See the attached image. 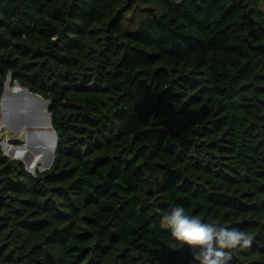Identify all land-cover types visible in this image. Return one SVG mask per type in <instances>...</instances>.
<instances>
[{"label":"trees","instance_id":"obj_1","mask_svg":"<svg viewBox=\"0 0 264 264\" xmlns=\"http://www.w3.org/2000/svg\"><path fill=\"white\" fill-rule=\"evenodd\" d=\"M9 76L59 150L33 177L0 145V264H194L177 205L264 264V0H0Z\"/></svg>","mask_w":264,"mask_h":264},{"label":"clouds","instance_id":"obj_2","mask_svg":"<svg viewBox=\"0 0 264 264\" xmlns=\"http://www.w3.org/2000/svg\"><path fill=\"white\" fill-rule=\"evenodd\" d=\"M163 227L170 229L175 239L189 246L194 264H229L231 252L225 250L246 249L252 245L249 234L204 223L195 216L185 214L180 205L171 209Z\"/></svg>","mask_w":264,"mask_h":264},{"label":"rangeland","instance_id":"obj_3","mask_svg":"<svg viewBox=\"0 0 264 264\" xmlns=\"http://www.w3.org/2000/svg\"><path fill=\"white\" fill-rule=\"evenodd\" d=\"M9 85V91L12 93V95L7 98L9 100L8 108H5V110L3 111L0 108V117L1 113H3V121L6 119L7 122H9L17 129V132L6 129L3 122L2 124H0V145L1 149L4 148L5 151H3V153L5 155H8V146H13L15 148H25V145L30 138H45V135L46 137L50 136L52 138V135H50L51 129H49L47 126L48 117L47 110L44 105L23 93V88L20 89L19 92L14 91L15 83H13L12 81L9 83ZM31 146H33L34 148H28L26 153L22 155L23 159H21L17 153L18 160L24 163L25 170H29V161L33 160L34 163L35 159H37L39 155L44 156V158L48 160V162L51 161L53 157L52 153H50L48 150L43 149L40 145L38 146L31 144ZM9 157L12 160L14 159L12 156ZM47 170L49 169L44 168L42 170H38L36 172V175Z\"/></svg>","mask_w":264,"mask_h":264},{"label":"water","instance_id":"obj_4","mask_svg":"<svg viewBox=\"0 0 264 264\" xmlns=\"http://www.w3.org/2000/svg\"><path fill=\"white\" fill-rule=\"evenodd\" d=\"M12 80H11V77L9 76L8 77V79H7V81H6V83H5V90H4V93H3V96H2V98H1V101L0 102H4V105H5V107H4V110H5V108H8V99L6 100V101H4L5 100V98L6 97H9V96H11L12 95V93L9 91V83L11 82ZM15 87L16 88H18V89H22L20 86H19V84H17V83H15ZM23 93H25L27 96H29L30 98H32V99H34V100H36V101H38L39 103H41V104H43L44 105V107L46 108V110H47V117H48V124H47V126L48 127H50L51 129H52V131H50V134L51 135H53L54 136V141H55V151H54V153H53V157H52V159H51V161H50V163L48 164V166H47V169H50L51 168V166H52V164H53V161H54V159H55V157L58 155V150H59V138H58V135L56 134V132L53 130V128H52V116H51V114L49 113V109H50V107H51V102H49V101H45L44 99H42L40 96H38V95H35V94H33V93H31L28 89H23ZM4 124H5V128L6 129H10L11 131H13V132H17V129L14 127V126H12L9 122H7V120L5 119L4 120ZM31 140V138L29 139V141ZM29 148H34V147H32L31 146V144L29 145ZM2 150V152L3 151H5L4 150V148L3 149H1ZM50 153H52L50 150H48ZM7 158H9L10 159V157L8 156V155H5ZM12 157L14 158L13 160H18V157H17V154H13L12 155ZM19 161V160H18ZM22 163V162H21ZM33 163V160L31 161H29V164L31 165ZM23 165H24V163H22ZM27 171V173L29 174V175H31V176H33V177H37V175H36V172L35 173H31L29 170H26Z\"/></svg>","mask_w":264,"mask_h":264},{"label":"bare ground","instance_id":"obj_5","mask_svg":"<svg viewBox=\"0 0 264 264\" xmlns=\"http://www.w3.org/2000/svg\"><path fill=\"white\" fill-rule=\"evenodd\" d=\"M10 86V85H9ZM14 91H20V89H18V88H14ZM25 95V94H24ZM29 97V96H28ZM7 98L8 97H6L5 98V100L4 101H6L7 100ZM10 99V98H9ZM17 103V102H16ZM4 107H5V105H4V102L2 101V102H0V108H1V110L3 111L4 110ZM23 112H25V111H23ZM3 113H1V117H0V124H2V122L4 123V121H3V115H2ZM27 128V127H26ZM49 129H51L50 127H48ZM50 131H52V129L50 130ZM48 135V134H47ZM51 135V134H50ZM51 137L50 136H47L46 137V135H45V138H39V137H33L30 141L28 140L27 141V144L25 145V148H15V147H13V146H8L7 147V151H8V155L9 156H12L14 153H18V156L21 158V159H23L22 158V155L24 154V153H26V151L28 150V148H29V145L30 144H32V145H40V146H42V148L43 149H45V150H50L51 152H52V156H53V153H54V151H55V141H54V136L52 135V138L50 139ZM33 147V146H32ZM21 151H22V153H21ZM19 158V159H20ZM50 161V160H49ZM50 162H48V160H46L45 158H44V156H42V155H39L38 157H37V159H35V161H34V163H32L31 165L30 164H28V169H29V171L30 172H32V173H35V172H37L38 170H42V169H44V168H47V164H49ZM46 170V169H45Z\"/></svg>","mask_w":264,"mask_h":264}]
</instances>
